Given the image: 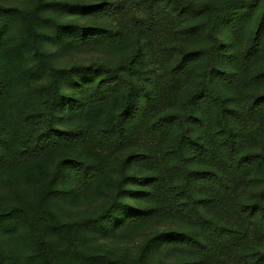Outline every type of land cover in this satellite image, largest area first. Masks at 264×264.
<instances>
[{
    "label": "trees",
    "instance_id": "trees-1",
    "mask_svg": "<svg viewBox=\"0 0 264 264\" xmlns=\"http://www.w3.org/2000/svg\"><path fill=\"white\" fill-rule=\"evenodd\" d=\"M131 1L142 14L123 13L124 5L119 0L85 4L79 0H28L27 5H9L7 0H0V146L4 150L15 148L10 156L0 152V165L8 166L13 176L5 192L0 190V264H147L149 254L152 256L156 251L152 247L144 249L147 256L134 257L97 246L94 236L102 232L114 235L131 232L139 225L166 216L193 222L214 242L212 246L199 238L167 240L187 252L212 254L216 247L223 250L236 248L237 240L246 234L243 228L223 225L203 214L201 204L209 205L216 200L199 197L196 189H213L224 195L231 193L234 186L228 172L206 171L191 165L188 150H195L206 159L214 157L224 162L227 171L233 175L251 169L259 160L255 154L242 152L241 134H233L222 118L223 113L217 107H211L206 99L212 100L224 114L227 111L233 113L241 123L258 119L264 102L256 100L243 109H228L216 92L205 94L212 73H219L214 68L222 50V40L217 34L219 23L226 22L232 35L241 37L257 11L258 0H244L238 6L239 1L232 0V4L214 9L209 16L203 15L190 1ZM108 17H123L125 24L99 23L98 19ZM80 18L91 21L82 26ZM168 21L175 25L173 32L179 39L191 40L199 35L208 43L212 41L198 51L184 55L172 44H163L160 48L166 59H172L176 53L179 56L176 63L161 67L160 80L169 93L194 66L197 67L198 63L204 65V78L198 91L192 94V97L199 95L204 99L196 102L190 99L201 109L197 117L193 116L190 104L186 116L177 112L152 113L156 97L151 95L145 96L135 109H131V94L136 82L128 73L109 70L106 76L92 83L85 81L88 71L68 72L66 67L62 68L60 54L66 40L78 46H117L125 42L127 36L138 41L148 38ZM78 25L80 31L75 30ZM262 30L264 10L257 21L255 34H251L246 47L232 54L231 58L236 57L248 64L263 57ZM138 56L140 51L135 54L136 58ZM126 70L134 73L132 62L126 65ZM221 76L233 79L229 73H221ZM68 85L78 88L77 96L67 94ZM123 90L124 107L120 112L109 113L112 117L100 125L85 122L91 110L114 100ZM141 111L149 112L145 131L152 139L182 129L179 135L173 133L177 135L176 143L163 145L161 152L168 165L172 164L174 151L178 154L179 159L168 167L173 179L175 173L179 175L178 181L165 187L162 203H155L158 196L155 188L162 182L160 175L149 173L140 177L133 172L126 173L127 169L123 180L125 186L114 192L107 212L119 204L125 192L150 201V205L114 215L115 222L106 230L103 226L107 218L105 208L92 213H75L73 206L82 198L100 192L113 176L117 162L110 165L108 160L89 161L66 155L54 165L45 160L64 145L72 147L89 140L114 147L116 151L129 147L133 135L131 124ZM190 118L194 127L187 122ZM66 119L73 122L64 125ZM189 130L192 138L182 144L189 137ZM7 133L11 134L7 136ZM156 160V154L148 152L130 154L122 162L124 167L133 164L144 170L152 167ZM28 180H34L35 184L31 185ZM128 180L130 184H140L145 190L132 193L128 190ZM234 211L264 238L263 197L255 203L237 200ZM70 215H75L73 220ZM54 236L56 240H53ZM239 256L245 264L264 263L250 247L239 252Z\"/></svg>",
    "mask_w": 264,
    "mask_h": 264
},
{
    "label": "rangeland",
    "instance_id": "rangeland-1",
    "mask_svg": "<svg viewBox=\"0 0 264 264\" xmlns=\"http://www.w3.org/2000/svg\"><path fill=\"white\" fill-rule=\"evenodd\" d=\"M82 3H90L100 0H79ZM102 1V0H101ZM124 5L123 13L133 12L138 15L142 11L135 6L131 0H119ZM184 2L190 1L192 5L201 10L203 15L209 16L214 9L232 4V0H182ZM237 6L244 0H238ZM9 5H27L28 0H7ZM257 11L250 18L247 23L244 33L241 37H234L228 29L226 22L219 23L217 34L222 40V50L220 60H216L214 68L219 73H212V80L208 87H205V94H210L211 91L222 98L226 108L243 109L249 106L250 103L256 100L264 102V56L254 60L251 63L243 64L232 54H237L243 50L251 34H255L258 19L262 17L264 10V0H258L256 5ZM80 14H78L79 16ZM86 17V16H85ZM89 20L88 18H80V25L85 26ZM99 23L108 24L111 26H123L125 20L121 18L108 17L105 19H98ZM174 24L168 21L159 31L150 37H145L138 41L133 36H127L125 42L117 46L107 45H91L78 46L76 43H69L63 46L61 50L60 63L66 67L68 72H77V70L88 71V76L83 79L88 82L96 83L102 77L109 73V70H117L120 72L132 75L136 84L131 94V109H135L140 101L147 95L156 97L154 103V111L152 113H167L177 112L182 116L187 114V105L193 109V116L197 117L200 114V107L190 101L194 102L203 100L204 97L192 94L199 89V84L202 80L205 67L200 63L197 67L194 66L175 87L172 92H167L160 80L161 67L164 65H172L179 59L178 54L174 55L172 59H166L160 48L163 44H172L177 47L181 54H188L190 52L198 51L203 46H207L206 40L199 35L193 39H179L173 32ZM75 30L80 31L78 25ZM215 32V34H216ZM264 39V30L260 33ZM231 38V40L229 39ZM140 56L135 57L136 53ZM133 63L134 73L126 70V65ZM207 66V64H206ZM229 73L233 76L232 80L223 79L221 73ZM88 78V79H87ZM90 78V80H89ZM45 81V80H42ZM77 87L69 86L65 89L68 95L77 96ZM125 90L120 95L116 96L114 100H109L103 105L96 107L90 111L85 122L90 125L105 123L112 115L109 113L120 112L124 107ZM211 107H217L219 112H222V118L226 125L233 130V134L239 132L243 138V153L255 154L259 160L255 161L251 169H247L240 175H233L227 171L224 162L210 158L206 159L198 154L197 151L189 149L188 156L190 163L194 167L209 171H223L228 172L233 183L234 190L231 193L221 195L213 189L200 188L196 189V195L203 197L207 201L216 200L212 204H201L203 214L211 219L219 221L223 225H234L243 228L246 234L243 238L237 240L236 248L223 250L221 247H216L212 254L193 253L183 250L181 247L173 243H167L170 238H199L206 242H211L210 238L203 234L201 228L191 221L183 218H173L166 216L159 219H153L147 223L137 226L131 232L125 231L116 235L109 232L96 233L94 241L97 246H102L106 249L115 250L120 253H126L129 256H147L144 249L152 247L156 250L152 256L147 257V264H245L239 256V252L246 251L249 247L254 251L255 256L264 260V238L257 232L254 226L242 220L234 211V203L237 200L243 202L255 203L259 198H264V107L261 116L258 119H253L246 123L239 122L233 113L227 111L225 114L212 100L206 99ZM213 109V108H212ZM149 112L141 111L138 118L131 124L132 143L129 147L116 151L114 147L100 145L94 140L77 143L75 146H62L55 154L51 155L45 162L53 163L60 160L64 155L68 157H75L81 160H108L110 165L117 162L116 169L113 176L105 183L100 192H94L89 198L85 197L78 202V205L73 206L75 213L102 210L105 208L107 218L103 226L111 228L116 219L114 215L130 212L132 208L150 205V201L140 200L132 194H126L120 198L119 204L110 209L111 199L114 192L122 188L124 185V173L133 172L135 175L143 177L149 173L160 175L162 182L159 187L155 188L157 198L155 203H162L164 200V189L169 184L178 181V174L175 173L174 179L170 175L168 167L174 165L178 160V154L174 151L172 164L164 160L161 152L163 145L168 143H176L177 135L181 134L182 129H174L168 132L161 138L152 139L145 131V122L148 120ZM73 121L66 119L64 125H69ZM76 124L77 121H74ZM188 124L194 127L192 119H188ZM173 133H177L174 136ZM11 133H7L9 136ZM192 138L191 130H189V137L183 140L182 144L186 143ZM14 144V143H13ZM15 145V144H14ZM13 145V146H14ZM6 153L8 156L13 154L14 149H3L0 146V152ZM154 153L157 160L152 167L144 170L137 169L133 164L124 167L122 162L128 155L135 153ZM56 155V156H55ZM53 156V159H52ZM53 167V166H52ZM13 180V176L9 173V167L0 165V190L8 188L9 181ZM29 181V180H28ZM31 185L35 184L34 180H30ZM132 193L142 192L145 190L140 184H130L127 181ZM162 188V189H161ZM125 187L122 189V191ZM127 190V191H128ZM5 192V191H4ZM36 204V201H34ZM30 205V204H29ZM115 208V209H114ZM68 217V215H66ZM121 216V215H120ZM75 215H70L71 220ZM66 218V217H65ZM66 220V219H64ZM53 240H56L54 236ZM91 254V252H89ZM264 264V263H263Z\"/></svg>",
    "mask_w": 264,
    "mask_h": 264
}]
</instances>
